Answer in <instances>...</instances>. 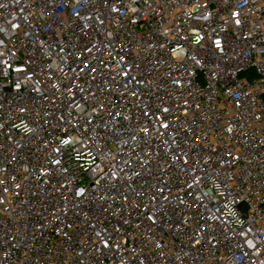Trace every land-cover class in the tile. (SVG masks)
I'll return each instance as SVG.
<instances>
[{"label": "built area", "instance_id": "built-area-1", "mask_svg": "<svg viewBox=\"0 0 264 264\" xmlns=\"http://www.w3.org/2000/svg\"><path fill=\"white\" fill-rule=\"evenodd\" d=\"M0 264H264V0H0Z\"/></svg>", "mask_w": 264, "mask_h": 264}]
</instances>
